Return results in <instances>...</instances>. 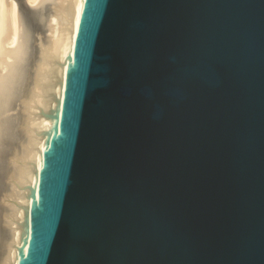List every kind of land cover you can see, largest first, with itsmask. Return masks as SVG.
<instances>
[{
	"label": "water",
	"instance_id": "water-1",
	"mask_svg": "<svg viewBox=\"0 0 264 264\" xmlns=\"http://www.w3.org/2000/svg\"><path fill=\"white\" fill-rule=\"evenodd\" d=\"M18 264H264V0H85Z\"/></svg>",
	"mask_w": 264,
	"mask_h": 264
},
{
	"label": "bare ground",
	"instance_id": "bare-ground-1",
	"mask_svg": "<svg viewBox=\"0 0 264 264\" xmlns=\"http://www.w3.org/2000/svg\"><path fill=\"white\" fill-rule=\"evenodd\" d=\"M84 6L85 0H0V264H18L29 244Z\"/></svg>",
	"mask_w": 264,
	"mask_h": 264
}]
</instances>
